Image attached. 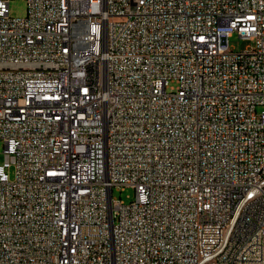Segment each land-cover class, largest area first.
<instances>
[{
	"label": "built area",
	"instance_id": "obj_1",
	"mask_svg": "<svg viewBox=\"0 0 264 264\" xmlns=\"http://www.w3.org/2000/svg\"><path fill=\"white\" fill-rule=\"evenodd\" d=\"M10 1L0 264H264V0Z\"/></svg>",
	"mask_w": 264,
	"mask_h": 264
},
{
	"label": "rangeland",
	"instance_id": "obj_2",
	"mask_svg": "<svg viewBox=\"0 0 264 264\" xmlns=\"http://www.w3.org/2000/svg\"><path fill=\"white\" fill-rule=\"evenodd\" d=\"M27 5L24 0H11L9 2V14L11 17L14 18H22L26 15ZM229 44L234 49L241 51L245 50L246 48L252 45L251 41L242 40L236 34H233L229 38ZM4 161V154H3V143L0 140V164ZM10 178L12 179L14 176V169L13 167L9 170ZM112 197L116 200H121L125 203H128L133 200L134 198V190L132 188L126 187L123 189L114 188L112 191Z\"/></svg>",
	"mask_w": 264,
	"mask_h": 264
}]
</instances>
